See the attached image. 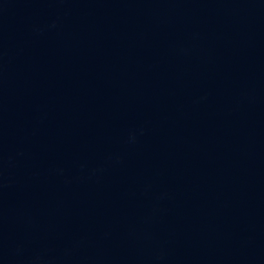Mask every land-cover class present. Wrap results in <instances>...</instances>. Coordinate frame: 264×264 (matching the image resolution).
I'll use <instances>...</instances> for the list:
<instances>
[{"label":"water","instance_id":"95a60500","mask_svg":"<svg viewBox=\"0 0 264 264\" xmlns=\"http://www.w3.org/2000/svg\"><path fill=\"white\" fill-rule=\"evenodd\" d=\"M0 264H264V0H0Z\"/></svg>","mask_w":264,"mask_h":264}]
</instances>
